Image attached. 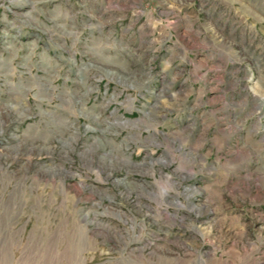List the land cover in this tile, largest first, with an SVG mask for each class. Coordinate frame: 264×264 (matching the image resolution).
I'll return each mask as SVG.
<instances>
[{
    "label": "rangeland",
    "instance_id": "obj_1",
    "mask_svg": "<svg viewBox=\"0 0 264 264\" xmlns=\"http://www.w3.org/2000/svg\"><path fill=\"white\" fill-rule=\"evenodd\" d=\"M0 264H264V0H0Z\"/></svg>",
    "mask_w": 264,
    "mask_h": 264
}]
</instances>
